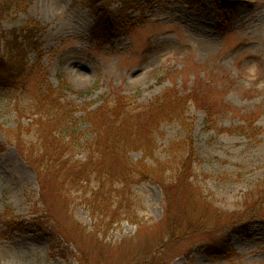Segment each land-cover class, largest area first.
I'll list each match as a JSON object with an SVG mask.
<instances>
[{"label":"rangeland","instance_id":"rangeland-1","mask_svg":"<svg viewBox=\"0 0 264 264\" xmlns=\"http://www.w3.org/2000/svg\"><path fill=\"white\" fill-rule=\"evenodd\" d=\"M106 1L96 7L111 4ZM217 1L228 23L217 19ZM140 2L131 12L132 28L101 42L91 34L97 16L89 0H32L26 15L6 21L4 27L10 29L27 17L45 26L41 41L49 80L58 86L62 76L72 86L74 92L66 91L62 101L76 105L80 132L88 141L95 133L82 117L107 100L113 102L117 92L139 111L167 91L186 94L201 86L216 104L232 107L217 115L219 127L242 125L243 116L257 111L256 125L262 132L254 139L206 129L204 112L190 108L202 160L198 181L214 199L208 218L212 229L159 251L167 241L164 197L151 180L135 187L137 224L121 220L101 225L81 193L44 189L15 141L0 132V143L6 145L0 153V213L11 209L26 224L23 231L9 232L0 223V264H264V220H238L245 194L264 180V0ZM118 6L114 0L112 9ZM15 109L0 90V122L5 127L17 126ZM154 135L157 155L163 158L169 143L185 133L177 123H163ZM23 141L32 150L40 145L32 134ZM131 155L141 157L137 151ZM85 156L76 153L74 161ZM260 199L264 202V189ZM217 209L222 211L219 218ZM37 216L41 226L33 222ZM221 234L231 238L243 259L214 260L206 254V245Z\"/></svg>","mask_w":264,"mask_h":264},{"label":"trees","instance_id":"trees-1","mask_svg":"<svg viewBox=\"0 0 264 264\" xmlns=\"http://www.w3.org/2000/svg\"><path fill=\"white\" fill-rule=\"evenodd\" d=\"M31 1L0 0V90L9 95L19 117L16 127H5L0 122V132L11 142L15 141L19 152L34 167L43 188L60 194H69L70 190L81 193L101 225L106 221L114 225L121 220L137 224L135 187L149 180L157 183L164 197L162 223L167 237L159 251L212 229L208 218L214 209V199L198 181L197 167L202 160L194 143L195 122L189 116L190 108L194 106L204 112L206 129L240 133L254 139L262 132L256 125L257 111L243 116L242 125L219 127L217 115L232 107L216 104L201 86L186 94L177 89L167 91L139 111L130 108L128 96L117 92L113 102L107 100L82 117L95 133L92 141L85 140L80 132L76 105L62 101L66 91L74 92L72 86L62 76L58 86L49 80V69L44 63L46 51L41 41L45 26L36 18L27 17L10 29L4 27L6 21L26 15ZM89 1L97 16L91 33L96 42L129 31L133 25L132 10L142 6L140 0H117L119 6L113 10L114 0H111V4L98 9L97 5L107 1ZM214 6L219 22L228 23L220 3L217 1ZM25 119L31 121L25 124L22 122ZM163 123L179 124L185 136L171 141L161 158L157 155L154 133ZM31 134L40 144L35 150L23 141L24 135ZM5 149L6 145L0 143V153ZM133 151L140 152L141 157L134 159ZM76 153H85V160L74 161ZM263 189L264 180L245 194L243 214L238 220H264V202L260 199ZM221 213L217 209L215 215L219 218ZM33 222L40 225L39 217ZM0 223L9 232L26 228L11 209L0 213ZM205 252L214 260L243 259L231 238L224 234L208 243Z\"/></svg>","mask_w":264,"mask_h":264}]
</instances>
